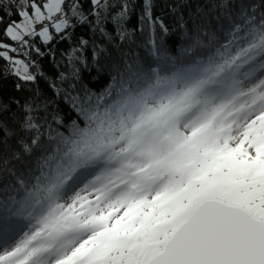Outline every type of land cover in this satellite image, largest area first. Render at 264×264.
Instances as JSON below:
<instances>
[{"label": "snow or ice", "instance_id": "6c2138e0", "mask_svg": "<svg viewBox=\"0 0 264 264\" xmlns=\"http://www.w3.org/2000/svg\"><path fill=\"white\" fill-rule=\"evenodd\" d=\"M89 3L85 13L82 0H0V23L19 17L3 33L21 47L70 41L77 24L108 38L111 23L125 41L130 0ZM240 15L214 50L207 34L186 31L177 58L144 0L140 30L155 59L126 65L101 91L81 83L90 42L80 38L60 73L67 87L56 89L75 119L53 115L62 129L54 130L33 115L50 103L26 101L22 130L32 135L18 143L33 154L29 172L12 171L16 152L0 158L11 177L0 186V264H264V12L248 6ZM91 43L98 64L105 49ZM0 49L15 75L36 81L8 55L16 48Z\"/></svg>", "mask_w": 264, "mask_h": 264}, {"label": "trees", "instance_id": "16d2710c", "mask_svg": "<svg viewBox=\"0 0 264 264\" xmlns=\"http://www.w3.org/2000/svg\"><path fill=\"white\" fill-rule=\"evenodd\" d=\"M43 1L37 0L38 3ZM248 6L255 7L257 15L264 12V0H152V15L154 18L159 17L169 29L167 35L163 36L157 26L158 39L163 36L162 42L168 47L169 55L179 58L182 55L181 48L184 46L186 31L191 34L199 29L201 33L207 34L208 39L205 40V44L209 49L219 48L231 38L230 33L233 26L242 23L240 13ZM82 7L87 13L91 7L89 0H82ZM130 8L131 11L125 22L128 37L123 42L115 36L111 23L106 25V31L112 34L108 38L102 37L98 32L94 33L89 25L77 24L71 30L72 39L70 41H61L57 38L51 44L44 45L39 38H35V40H30V43L33 44L31 48L21 47L20 44L10 41L4 35L3 29L6 24L11 20L19 19L15 14L4 15V22L0 23V42L16 48V52L9 51V53L12 56L23 57L30 65V72L37 76L35 82H25L13 73L8 60L0 58V109L7 108V111H0V123L7 129V132L0 131V158L11 157L13 152L19 155V159L11 160L10 167L13 172L27 174L33 161V154L23 153L18 143L21 139L27 141L32 135V133L22 130L23 106L26 101L38 97L40 100L50 103L46 113L42 111L39 114L33 113V115L34 117L38 115L41 122L44 117H47L54 130L62 129H58L57 124L52 123L53 115L65 121L68 118L75 119V115L68 105L56 95V89L67 87L59 79L60 73L67 74L68 56L80 38L90 42L82 53L84 57L88 58V67L81 69V83L93 91H101L107 87L112 76L126 71V65L134 62L143 65L146 60L155 59L150 55L149 31L147 28L143 32L140 30L139 18L143 14L144 0H130ZM117 10L113 9L112 11ZM178 21L183 22L184 28L179 27ZM72 23L76 24L75 19ZM93 40L97 44L103 45L105 49L98 64H93L90 59ZM36 48L40 49L42 55L37 54ZM0 51H5V49H0ZM256 75L258 78L260 77L259 70ZM17 85L20 87L17 88ZM54 134L55 132H53ZM42 143L44 146L50 144L47 134ZM51 146L55 147L54 143ZM9 179H11L9 175L0 172V186Z\"/></svg>", "mask_w": 264, "mask_h": 264}, {"label": "rangeland", "instance_id": "374dc122", "mask_svg": "<svg viewBox=\"0 0 264 264\" xmlns=\"http://www.w3.org/2000/svg\"><path fill=\"white\" fill-rule=\"evenodd\" d=\"M44 2V1H43ZM43 2H41V4L43 3ZM8 55L10 56V57H12L13 59H18V60H23V61H25L26 62V60L23 58V57H21V56H12L9 52H8ZM27 63V62H26ZM30 71V70H29ZM89 179H91V177H89ZM83 187V184H80V185H78V187L76 188V190L78 191L80 188H82ZM73 193H69V195H68V197H65L64 198V200H62L61 202L62 203H68V202H70V199H69V197L72 195Z\"/></svg>", "mask_w": 264, "mask_h": 264}, {"label": "built area", "instance_id": "2783aa9c", "mask_svg": "<svg viewBox=\"0 0 264 264\" xmlns=\"http://www.w3.org/2000/svg\"><path fill=\"white\" fill-rule=\"evenodd\" d=\"M39 27V26H38Z\"/></svg>", "mask_w": 264, "mask_h": 264}]
</instances>
